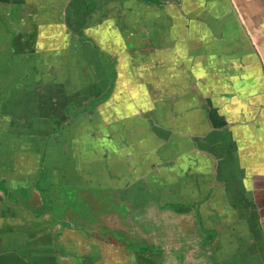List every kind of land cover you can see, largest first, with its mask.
I'll return each mask as SVG.
<instances>
[{
	"label": "crops",
	"instance_id": "obj_1",
	"mask_svg": "<svg viewBox=\"0 0 264 264\" xmlns=\"http://www.w3.org/2000/svg\"><path fill=\"white\" fill-rule=\"evenodd\" d=\"M66 1L0 0V74L8 57L18 83L0 75V180L35 187L44 157L70 185L114 192L136 223L151 216L167 255L195 245V219L174 210L205 199L199 248L264 264V0H72L65 35ZM211 131L210 153L196 149Z\"/></svg>",
	"mask_w": 264,
	"mask_h": 264
},
{
	"label": "flooded vegetation",
	"instance_id": "obj_2",
	"mask_svg": "<svg viewBox=\"0 0 264 264\" xmlns=\"http://www.w3.org/2000/svg\"><path fill=\"white\" fill-rule=\"evenodd\" d=\"M68 1L69 3L72 2V0H67L65 2L66 6L62 11V19L58 23V25L66 33L65 35H67V32H69L70 30L72 32L78 31L76 30L77 28H74L75 26L73 25L72 21L74 19L73 12L78 10L76 6L74 7V5H72L73 8L70 5L68 6ZM86 7L85 10L88 12L89 9H87ZM53 10L55 11L56 9ZM17 15H19L18 10L14 12L12 19L20 21V18L17 17ZM89 16L90 14L84 17L86 20H88ZM38 23L40 22L38 21L37 24ZM32 25L35 24L32 23ZM10 60L11 59H8V57H3L2 62L5 63V66L7 68H9V74L1 73L0 75L4 76L5 87L13 85V87L17 88V80H13V73L16 69L10 64ZM35 69V65H29L28 70L34 71ZM28 70L26 76H22V80L23 82H25V84L28 83L26 82L27 80L31 79L32 81L33 78L32 76H27L29 75ZM54 72L55 71H53L52 68H48L47 71L44 69L40 74L44 75L48 73L49 75L47 76H57V74H55ZM52 73H54L55 75H52ZM1 85H3V83ZM111 90V87H109L107 93H110ZM53 121L56 122L54 127L55 129H57V127L61 125V122L55 120V118H53ZM218 133H212L211 131V133H206L207 135L204 134L206 136H203V138H191V141L193 140L196 149L201 150L204 153H208V151L210 153L211 143H213L215 139L219 138L222 135L221 131ZM203 139L206 140L204 143ZM198 143H200V145L197 146ZM158 150H160V148ZM40 162V180L39 183H37L33 188L28 187L25 189H17L16 191H11L7 188L3 180H0V264H99L100 252H107V245L112 246L113 242L116 245H124L123 248H125V250L129 252L126 256L127 261L124 262V264H150L148 262V259L144 260L141 256H139V254L145 253H143V250L142 252L138 251L137 247L140 246L137 245L138 239L141 240V243H145L146 246H149V248H151L150 251L146 248L147 254L150 253V255L156 256L155 258H158L159 261L153 262L154 264H163L162 261L166 259L167 256H172L175 261L174 264H176L177 262H179V264H183V259H185V257H191L189 264L197 262H200L201 264H209L205 260V258H208L209 256H211V264H221L220 262H216V258L214 257V255H210L206 252L207 249L205 248L204 244L199 248V242L197 241V239L202 236L200 231L204 230L201 224L202 220L200 219V209L205 203V199L199 200L192 204L190 203V206L183 207L182 209H180V207H177V209L174 210V212L178 211L179 215L183 214V216H186L185 213H188L193 219H195L190 225L193 228V238H195L193 243L195 245L191 246V250H184L183 247L182 249H179L183 253L184 251H191L192 253H184L180 256L181 258L177 259L175 257V252H177L178 250H173L170 252V255H167V252L163 249V246L158 248L157 245L146 242L144 238L145 233L149 234L150 236L151 234L149 233V231L145 232V223H151L152 230L154 231L153 234L158 235V233H155V231L158 229V226L155 225L154 220L151 216L147 217L146 219L145 217H142L137 220L138 223L140 222V230H138L137 228V232L131 231L132 235H128L127 231L126 233L121 232L124 235L123 239H115L114 237H111L112 234L110 235L107 233L102 236L99 233L100 230L98 228H93V226L91 225L92 223H88L89 221L81 215V212L75 211L76 209H78L76 207L78 205L77 201H79V199L86 200L87 202L92 203L91 206H93V204L100 205L101 210L99 213V217L102 218L103 212H106L107 218L102 220L108 219L109 222V216L111 215V213L115 215L118 213V209L123 210L124 208L123 212H125L124 216H126L127 220H125V222L123 221V224L128 226L129 224H131V222H136L135 213L133 215L131 212V208H129L128 206H120L117 202L118 196L114 192L110 193L109 191L101 187L99 188L100 185L96 186V188H92L91 186L90 188L91 190L93 189V191H102V189L104 190L102 191L104 195L98 197L90 192L91 190L88 186H85L87 185L86 182L83 186L79 185L78 179L82 180L81 178L73 180L74 184L70 185L68 180H65V178H61L60 176H58V173H52L47 168H42L45 163L44 157L41 158ZM100 164L102 166V169L100 170L104 169V172L105 170L107 171L106 162H100ZM129 176L130 174L128 173L125 175V177L119 178L126 182L124 186V188H126L125 190L128 189V186L132 187V190H129L131 192L130 194L132 195L134 194L135 190H137V180L132 184L130 178L131 176ZM132 176V179H136L135 174ZM79 188H81V190ZM82 195H84V197L87 199H83ZM90 198H92V202ZM141 206L142 207L139 208L140 210L146 207L148 209L147 213L149 215L151 214V211L149 210L152 208V204ZM87 208L89 209L90 206H87L86 209ZM20 211H22L21 215H23L24 213V215H26V218L28 219L27 221L22 222V224L26 223L22 226L19 222H17L19 221V218L21 216L19 214ZM140 212L141 214H143V211ZM129 214H131V216H129ZM85 226L92 227V229H85ZM99 226L102 227V225ZM25 227H27V229H25ZM180 227L181 229H179ZM180 227L178 226L176 228L182 231L184 228L182 226ZM178 230L175 231V234L180 232ZM107 231L114 230L106 229V232ZM214 232V230H212L211 232L208 231V234L206 236L211 237L214 235ZM131 238H135L137 240L135 241ZM114 249L119 250L117 249V246H114ZM201 252H204V255L202 254L200 256H194V254ZM110 264H123V262L115 261L114 263L112 262Z\"/></svg>",
	"mask_w": 264,
	"mask_h": 264
},
{
	"label": "rangeland",
	"instance_id": "obj_3",
	"mask_svg": "<svg viewBox=\"0 0 264 264\" xmlns=\"http://www.w3.org/2000/svg\"><path fill=\"white\" fill-rule=\"evenodd\" d=\"M79 189L81 190V188H79ZM89 189L91 190L90 187H89ZM102 191H104V190L102 189ZM102 191H100V190L93 191V189H92L90 192L99 197L101 195H104ZM82 196H83V199H87V198L84 197V195H82ZM90 200L92 202V198H90ZM77 202H78L79 206L77 205L76 208H78V209H76L75 211L76 212H81V215L83 217H85L89 221L88 223H92L91 225L93 226V228H95V229L98 228L100 230L99 233L102 236H104V234L107 233V234H110V235L112 234L111 237H114L115 239H123L124 235L121 232H125L126 233V231H127L128 235H132L131 231L135 232L137 228H138V230H140L139 223L131 222V224H129L128 226L123 224V221L125 222V220H127L126 216H124V213H125V212H123L124 208H123V210H120V209L117 210L118 211L117 214L119 215L118 216L119 218L116 217L115 219L110 220V222H109L108 219L107 220H102V219L107 218V213L106 212H103V217L102 218L99 217V213H100V210H101L100 209V205L93 204V206H91L92 203L87 202L86 200H82V199H79V201H77ZM87 206H90V208L86 209ZM135 216H136V212H135ZM118 221H120V223ZM98 224L102 225V227H104L105 229L102 228L101 226H99ZM85 229L91 230L92 227L85 226ZM106 229H113L114 231H107L106 232ZM144 229H145V232L149 231V233L151 234V236L149 234H147V233H145V235H144V238H145L147 243H151V244H155V245L162 244V246H164L163 244H165V242H166L165 241L166 237H161V240H160V238L158 237L157 234L154 235L153 234L154 231L152 230L151 223H148V222L145 223ZM160 230H163V236H167V234L169 233L168 226H166V227L162 226L160 228ZM155 233H158L157 230L155 231ZM131 239H133V238H131ZM133 240L136 241L137 239L134 238ZM192 241H194V240H192ZM137 245H140L138 247L136 246L138 248L139 252H142V249L144 247L147 248V250H149V251L151 250V248H149V246H146L145 243H141V240H139V239L137 240ZM107 246H110V245H107ZM112 246L109 247L110 249H108L107 252L106 251L105 252H102V251L100 252L99 264H110L112 262L114 263L115 261H122L123 264H124V262L127 261V257L126 256L128 255L129 252L126 251L125 248H123L124 245H116L113 242ZM114 246H117V249H119V250H115ZM141 246H144V247H141ZM184 253H192V252L191 251H184ZM184 253L182 251L178 250L177 252H175V257L177 259H179V258H181L180 256L182 254H184ZM203 253L204 252H201V253H199V255H202ZM173 254H174V252H173ZM195 255H197V254H194V256ZM149 258H151V256ZM149 258H148V262L150 264H154L153 262H158L159 261L158 258H155V259H149ZM205 260L209 264H211V256H209L208 258H205ZM189 261H190V259L185 257V259H183V262H184L183 264H189ZM162 263L163 264H174L175 261L172 258V256L171 257L167 256L166 259H164L162 261ZM176 264H179V262H177ZM190 264H192V263H190ZM193 264H201V263L197 262V263H193Z\"/></svg>",
	"mask_w": 264,
	"mask_h": 264
},
{
	"label": "trees",
	"instance_id": "obj_4",
	"mask_svg": "<svg viewBox=\"0 0 264 264\" xmlns=\"http://www.w3.org/2000/svg\"><path fill=\"white\" fill-rule=\"evenodd\" d=\"M142 250H143V253L147 254V252H146V248H144V249H142Z\"/></svg>",
	"mask_w": 264,
	"mask_h": 264
}]
</instances>
